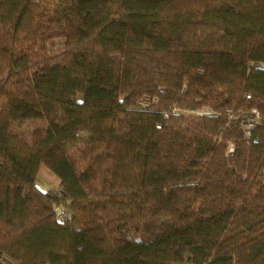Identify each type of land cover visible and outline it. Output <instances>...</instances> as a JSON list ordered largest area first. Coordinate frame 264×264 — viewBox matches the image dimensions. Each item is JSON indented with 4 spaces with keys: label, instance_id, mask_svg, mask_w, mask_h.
Returning <instances> with one entry per match:
<instances>
[{
    "label": "trees",
    "instance_id": "trees-1",
    "mask_svg": "<svg viewBox=\"0 0 264 264\" xmlns=\"http://www.w3.org/2000/svg\"><path fill=\"white\" fill-rule=\"evenodd\" d=\"M0 264H264V0H0Z\"/></svg>",
    "mask_w": 264,
    "mask_h": 264
},
{
    "label": "rangeland",
    "instance_id": "rangeland-1",
    "mask_svg": "<svg viewBox=\"0 0 264 264\" xmlns=\"http://www.w3.org/2000/svg\"><path fill=\"white\" fill-rule=\"evenodd\" d=\"M58 41H54L53 43L57 44ZM60 46V41H59ZM257 118V116H255ZM257 119L253 120L252 118L248 120V122H255ZM39 179L40 183H38V187L41 190H45L50 187L58 188L59 180L45 167H40L39 169Z\"/></svg>",
    "mask_w": 264,
    "mask_h": 264
},
{
    "label": "built area",
    "instance_id": "built-area-1",
    "mask_svg": "<svg viewBox=\"0 0 264 264\" xmlns=\"http://www.w3.org/2000/svg\"><path fill=\"white\" fill-rule=\"evenodd\" d=\"M141 105H142V106H147L146 103H141ZM58 214H59V216H61V215H62V214H61V211H60Z\"/></svg>",
    "mask_w": 264,
    "mask_h": 264
}]
</instances>
